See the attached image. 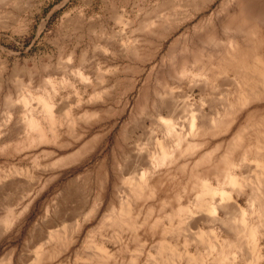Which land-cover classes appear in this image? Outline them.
I'll list each match as a JSON object with an SVG mask.
<instances>
[{
  "label": "rangeland",
  "instance_id": "obj_1",
  "mask_svg": "<svg viewBox=\"0 0 264 264\" xmlns=\"http://www.w3.org/2000/svg\"><path fill=\"white\" fill-rule=\"evenodd\" d=\"M188 1L0 0V78L4 79L5 82V85L3 84V86H1L2 90L0 88V168L14 164L19 168L28 169L30 172V176H32V174H37L39 169L38 167L37 169L33 168L34 159H31L29 156V154L33 153L32 151L36 153V151L38 152V150L34 149L31 151H22L20 137H17V135H15V131L17 129L15 127H18L20 125V119L27 110V107H23L22 104L17 100V97H19V94L21 93L20 90H22V88L23 90L28 88L26 86V84L29 82L27 79L28 74H30V78H32L33 75V78L31 80L33 82L31 84L33 89L29 84L28 92L30 93V96L40 97L43 93H45V91H49L50 94L53 93L54 95L53 101L55 102V104L62 106V103L64 102L63 106H66V108L75 109V104L77 102H85L89 100V98H92L95 95L94 93L101 92L102 90L103 92L101 93V95L105 97L104 99L106 100V102L105 100H103L102 106H104L107 111L105 112L101 125L95 127V130H97L98 128L100 132L102 131L101 135H103V137H101V140L95 146V150L92 149V151L87 152L80 157H76V160H73L74 162L70 163L71 165H61L64 166V168L61 167L60 164H58L59 166L55 169L56 174L58 173L55 177L56 179L49 178L45 184L42 183L43 181L45 182V180L43 179L48 176V172H45V175L41 174L43 176L39 184H36L34 181L30 183L32 184L31 197H25L24 188L21 187L25 185L23 183L28 179L27 177L23 175L16 178L15 175H10L5 178V180L8 181L9 184H12V187H16H13L12 191H9L10 193L8 192V196L3 195V197L0 198V225L6 223L8 227L7 229H5V236L0 239V264H29L31 260H33L34 254H36V252L39 250V246L42 244V241H45V236H47L48 234H53L54 232L62 234L63 230L64 233H66V236L70 235V233L72 234V230L76 225L78 228L73 233V239H75L74 245L71 244L69 247H61L59 251L51 252L49 257L46 258L42 262V264H95L88 261V259H86L84 256L88 252V250L85 249V246L92 242L101 243L106 247V249L115 252V248L118 247L117 241L120 238H123L124 234L118 232L117 229L113 230L104 226L106 219L105 217H107L110 210V203L108 201L110 200V198L111 200L115 201L114 196H112L111 194L113 193L112 184L118 177L132 178L137 174V172H140L143 167V165L141 164L142 159L146 156L145 154H147L148 149H151L153 147L155 140H161L162 138L159 124L158 122L154 121L152 114L153 107L151 106L152 102H154L156 100L155 98H157H153V96H156L155 93L157 92V89L158 92L161 91L164 93L162 101L171 103V101L174 100V103L171 104L177 107H174V111L171 112L173 114L168 113V111L165 112V110L162 112V114L165 119L173 118L172 120L180 121L181 123L177 122L176 124L177 128H180L183 125V94H190L188 100L192 108L199 109V111L201 110L202 114L206 117H213L215 111H218L220 109L219 106L221 104V100L219 101V98H221L222 95L227 94L229 100H233L235 98L236 86L232 80L234 76L231 73L228 74V77L220 76L213 79L211 83L203 90H199L198 87H194L193 91L190 93L186 85L187 82H185V80H174L176 79V77L173 76V74H177L181 66L179 64L182 57H186V55H184L186 53L184 52H189V50L185 51V45H187V42L190 41V38L194 36L196 37L197 35H199L197 37H200L201 34L202 36H205V30L203 29L206 26H210V23L212 27L215 25V28L218 31L220 25L219 23H221L222 19H224L223 16L226 12H223V10L221 9L232 8L231 4H233H229L228 2V4L226 5L227 0H214L212 3H209L206 8H203L202 11L200 10L196 12V15H194L192 19L190 18L186 22L182 23V20H184L186 13L192 12L191 7L194 6L193 4L200 2L199 0ZM174 2L178 3L179 5ZM169 3L171 5H169ZM172 3L175 5H173ZM181 3L185 4L183 5ZM189 4H192L193 6H189ZM164 7L167 9L165 10ZM175 7L177 9H175ZM157 8H159V10ZM188 8H190L191 11ZM154 11L156 12V14ZM162 16L166 17V19H163L164 21L162 20V18H160ZM178 16L181 17L180 21H178L180 19ZM117 17L119 18L117 19ZM176 17L179 19H177ZM220 17H222V19ZM174 19L175 21H173ZM167 20L169 22L172 21L173 24L171 23L170 26V23ZM219 20L221 22H219ZM165 21H167L168 24ZM206 21L209 22V24H206ZM155 22L158 24H156ZM212 22H214V24ZM174 23L176 25L180 24L179 26H177L178 28ZM202 24L204 26H201ZM198 25H200L199 27L203 32H201L200 28L197 27ZM194 27L197 28L195 29ZM154 30L155 34H150L151 31ZM197 31L201 32V34ZM156 32L159 36L162 34V36H160L162 39H159V36L156 35ZM183 32L185 33V35H183ZM219 35L222 38H227L228 36H230V33L225 35L219 33ZM144 40L147 43L149 42V47L148 44L144 42ZM141 41L144 45L140 43ZM138 42L141 48H144L146 51H150V53H152L153 58L145 62H131L128 59L121 57L119 53L117 54V52H119V50L121 49L120 47L125 43H128L129 46H133L134 44L136 45V43L138 44ZM112 44L113 48L111 47ZM108 45L111 46L109 47ZM106 46L107 48L106 50H104ZM63 47H65V49ZM97 47H100L101 49ZM150 47L153 49L151 50ZM70 49L74 50L73 59H69L67 56L69 51H71ZM172 49L175 50L173 51ZM203 49L205 52L208 50L205 48ZM102 51L103 54H101ZM105 51L107 52L105 53ZM169 51L170 53H168ZM174 52L176 54H174ZM171 53L172 56L175 57V60L172 59V56L168 57L171 55ZM114 54L118 58L113 56ZM181 54H183V56ZM82 56H85V58L80 62ZM88 57L89 59H87ZM169 59L171 60L170 62L168 61ZM95 61L96 63H98V65L95 64ZM173 61H177V65H175L176 63H173ZM87 62L90 63L88 64ZM80 63H82L83 65H81ZM88 66H92L91 68L93 69V72H91L92 69ZM100 67L102 71H100ZM79 68H82V70L86 71H83V73L90 78L91 82L88 86L82 84V82H80L79 80H76L75 72L78 71ZM89 68L91 70H89ZM166 68H168L169 71L166 70ZM51 70L53 71L51 72ZM167 71L171 73L169 74ZM35 76L36 78H34ZM14 79L16 80L13 81ZM225 80L227 83H229L227 84ZM17 81L18 83L16 85L19 84V87L15 85ZM46 81L48 82V84H46ZM145 82L147 83V85ZM23 83H25V85H23ZM49 83L53 84L54 90L51 89ZM37 86L39 88H36ZM144 86H148L150 93L152 90L150 97L152 98V100L154 99L153 101H150L151 105L149 104L148 106V111H150L149 114H147L148 111L141 113L139 110L140 105L137 104V102L141 100V96L139 97V95L143 88H145ZM181 86L183 88H181ZM16 88L19 90L18 92H15L17 91ZM152 88H154L156 91L153 92L154 89ZM166 90L168 91V94ZM222 91H224L225 93L223 92L222 94ZM181 92L182 95L180 94ZM7 93L8 95L6 97ZM166 96H169L170 99ZM201 97L203 100H201ZM65 102L67 103L65 104ZM35 104L36 103L34 102L29 103L28 108H33ZM17 106L18 108H16ZM197 106L199 108H197ZM8 107L13 111H10ZM14 107L16 108V111L14 110ZM3 109L7 110L5 111ZM12 112H14V114ZM137 113L140 117L137 115ZM144 115L146 117H144ZM177 116L178 118H176ZM179 116L181 117L179 118ZM152 120L154 123L152 122ZM252 120H256V117L254 119H251L250 121ZM254 122L255 121L248 123L252 124ZM244 123L245 119L242 118L240 121L236 122V126L243 125ZM132 125L133 127L135 126V129H132ZM138 126L143 128L140 129V127L138 128ZM13 127L14 129L13 131H11V128ZM99 127H101L102 129ZM263 128L264 125L261 124V130H263ZM131 129L133 130L132 133L130 132ZM149 130H151V133ZM248 131V133L244 134L252 133L251 130ZM233 133H235L234 130H232L230 134H227L223 138V140H226ZM9 134H11L12 136ZM151 134H153L154 137ZM124 135L126 136V138ZM151 136L153 137L152 139L149 138ZM219 139L221 138H217V136H215V138H211L209 142L204 146V150L210 151ZM124 143L127 148L124 147ZM225 143L226 142L222 143V145L220 144L221 146H218V151L216 152L217 155L223 151ZM79 144V141L75 142L73 148H76L77 146H79ZM117 144L119 145V149ZM152 150L153 148L150 151ZM120 152H122V154ZM182 157L184 156H176L173 163L162 167V169L159 171V173H165V175L160 177V193H158L155 197H152V199L145 198L138 201L140 213H135V215L137 216V219L139 221H147V223L151 224L153 222L156 223L158 218L161 220V222H165L164 216L169 212V204L173 201V194L181 192L183 190L184 183L187 181V169L185 171L182 170V166L185 160ZM252 160V156H249V159L247 161L249 166L252 167L251 169L255 167V163L254 161L252 162ZM43 161V158L39 159V162ZM101 162H103V169L101 168V171L104 170L102 172L103 175H107V188L105 187L103 189L104 198L101 199V203L97 204L94 201L96 200L95 198L98 194L97 191L99 188V183L96 181H98L97 174H99V163ZM203 163V165H205L204 167L208 168L210 170V173H212L213 171L211 167L213 165H208L209 163L207 162V160ZM122 167L123 169L125 167L126 168L123 170ZM250 167L249 169L245 168L244 170H240L242 175H249ZM117 170H119V172ZM192 171L195 172V169H193ZM117 172L120 174L118 175ZM124 172L126 174L122 175ZM236 172H238V170ZM84 178L87 180V182L86 180H84ZM20 180L22 182H20ZM14 183L16 185H14ZM212 184L213 186H217V184L219 185L220 183L217 182V179L215 178V181H213ZM42 186V192L37 195L38 189H40ZM72 186L75 189L72 188ZM69 188L71 189V191ZM35 189H37V191ZM73 189L75 191H73ZM70 193L74 194L72 195L74 197H71ZM121 193L122 192L120 191L119 194ZM63 196L65 197L63 198ZM82 197L84 198L82 199ZM4 198H6L7 200ZM27 202L29 204L27 207H25V204ZM238 203L242 208L246 207V200L244 198L239 199ZM139 204L141 205L139 206ZM148 208H151V213H148ZM94 209H96L95 212ZM219 215H221V213H219ZM54 216L58 219H56ZM51 221H53V223H51ZM47 225L50 227H48ZM142 227L143 225H140V230L137 231H143L142 229H144V227ZM202 228L207 229L206 226H203ZM39 231L43 234L41 235ZM142 239L143 236L141 235V240ZM129 241L131 242V240ZM142 243L143 245H145L144 251H148L149 249H151V241H142ZM51 245H53V243ZM132 245L134 247V243ZM9 252H12L11 258L13 259L11 260V262H7V260H4L3 258L4 255ZM136 256L137 252H135V257Z\"/></svg>",
  "mask_w": 264,
  "mask_h": 264
},
{
  "label": "bare ground",
  "instance_id": "obj_2",
  "mask_svg": "<svg viewBox=\"0 0 264 264\" xmlns=\"http://www.w3.org/2000/svg\"><path fill=\"white\" fill-rule=\"evenodd\" d=\"M199 1L200 2L193 4L194 6L192 4H189V6L191 5L193 6L191 7L192 12H190L191 9L188 8L190 9L189 11L190 13H186L184 20H182L183 21L182 23L186 22L190 18L192 19L194 15H196V12L200 10L202 11L203 8H206V6L209 3H212L214 0H199ZM228 2L229 4L233 3L231 4L232 8L221 9L223 10V12L224 11L226 12L224 13L223 16L224 19L220 17L222 19V22L220 21L221 20L220 19L219 22L221 23H219L220 24L219 29L217 28L218 31L216 30L215 25L212 27L211 23L209 24V22L206 21L207 22L206 24H209L210 26H206L203 29L205 30L204 31L205 36L203 35L204 36L203 38L201 34V32L203 31L199 27L200 25L197 26L201 30V32L199 31L197 32H199L201 35L200 37H197L199 35H197L196 37L193 35L194 37H191L190 41H188L187 45H185L186 46L185 51L189 50V52H184L186 54L183 53L184 55H186V57L183 56V54H181L183 56L179 64L181 66L177 74L176 73L173 74V76L176 77V79L174 78L173 79L174 80L180 79L183 81L185 80V82H187L186 85L190 93L193 91L194 87L196 88L198 87L199 90L200 89L203 90L211 83L213 79L220 76L228 77V74L231 73L234 76L232 80L236 86L235 98L233 100L232 99L229 100L227 94L222 95V97L219 98V101L221 100L220 101L221 104L219 106L220 109L218 111H215L213 117H206L205 115L202 114L201 110L199 111V109L192 108L188 100L190 94L182 95L181 92L180 94L182 95V98H184L182 103L183 125L182 127L177 128L176 124L177 122L180 121L172 120L173 118L168 119L167 116H166L167 119H165V117L162 114L164 110L165 112L168 111V113H171L174 111V107L175 108L177 107L171 104L174 103V100H172L173 98L171 99L172 100L171 103L169 102L170 104L162 101L164 93L161 91L158 92L157 89V92L155 93L156 96H153V98L154 97L157 98H155L156 100L152 102L151 105L150 101L154 100V99L152 100V98L150 97L152 90L150 93L148 86L147 87L144 86L145 88H143V90L139 95V97L141 96V100L139 99L140 100L138 101L139 103L137 102V104L140 105V106L138 105L139 110L141 113H144L149 110L148 109L149 104L153 107V113H152L153 118L154 121L158 122L159 124L160 132L162 133V138L161 140L154 141L153 147L151 146L153 148L152 151H150L152 148L148 149L149 152L147 151V154H145L146 156L142 159L141 164L143 165V167L140 170V172H137V174L132 178L130 176H129L130 178L118 177L114 180L112 184L113 193L111 194L112 196H114L115 201L111 200V198L110 200L108 199L109 200L108 202L110 203L109 204L110 210L107 217H105L106 219L104 226L111 228L113 230L117 229L118 232L124 234V237L120 238L117 241L118 247L115 248V252L106 249V247L101 243L92 242L87 246H85V249H87L88 252L84 256L91 263H95V264H264V128L263 130H261V124L264 125V0L262 1L227 0L226 5L228 4ZM169 5L171 4L169 3ZM157 9L159 10V8ZM166 9L167 8H165V10ZM175 9L177 8L175 7ZM163 16L160 18H162V20L164 18L166 19V17ZM181 17H179L180 19L177 17L176 18L179 19L178 21H180ZM118 18L119 17H117V19ZM167 21L165 22L167 23ZM173 21H175V19ZM214 22L212 23L214 24ZM169 23L171 26L172 21H170ZM179 25H176V27ZM201 26L204 25L202 24ZM219 33H222V35L230 33V36L227 35L228 36L227 38L225 37L222 38L220 36L221 34L219 35ZM150 34L152 35L155 34V30L151 31ZM157 34L158 33L156 32V35ZM162 34L160 36H162ZM183 35H185V33ZM160 36L159 39L161 38ZM144 42L147 43L145 40ZM140 43H142V41ZM126 44L128 43H125L123 46H121L120 47L121 49L119 50V52H117V54L119 53L121 57L126 58L131 62L134 61L145 62L153 58L152 53H150V51L149 52L146 51L144 48H141L139 42L138 44L136 43V45L134 44L133 46H129V44L128 45ZM111 47L113 48V44ZM63 48L65 49V47ZM106 48L107 46L105 47L104 50H106ZM203 48L208 50L205 52ZM152 49L153 48H151V50ZM107 51H105V53ZM175 52L174 54H176ZM168 53H170V51ZM101 54H103V51L101 52ZM115 54L113 56L117 57ZM67 56L69 59H73L74 50L69 51ZM171 56L172 53L168 57ZM84 58L85 56H82L80 62ZM87 59H89V57ZM170 59L168 60L169 62L172 59L175 60V57L172 56V59L171 60ZM176 62L177 61H173V63ZM80 64L83 65L82 63ZM95 64L98 65L96 61ZM175 65H177V63ZM90 68L89 70L92 69ZM166 70H168V68H166ZM52 71L53 70H51V72ZM83 71L84 70H82V68L81 69L79 68V70L75 72L76 74L75 78L76 80L82 82V84L88 86L91 80L86 74L83 73ZM100 71H102L101 67H100ZM91 72H93V69ZM100 73H99V77H100ZM168 73L170 74L171 72ZM29 75L30 74L27 75L28 76L27 79L29 82L26 84L28 88L24 90L22 88V90H20L21 93L20 92H19L20 94L18 93L19 97H17V100L22 104L23 107H27V110L20 119V125L18 127H15L17 128L15 131V135H17V137H20L22 144V151L24 150L31 151L34 149L38 150V152L36 151V153L32 151L33 153L29 154V156L31 159H34L33 168L37 169L38 167L39 169L37 174L33 175L31 173L32 176H30L29 174L30 172L28 169L19 168L14 164L10 166L1 167L0 168V198L3 197V195L8 196V192L9 191L11 192L13 187H16V186L12 187L11 186L12 184H9L8 181L5 180L6 177L10 175H15L16 178H18V176H23V175L27 177L28 179L25 180V182L23 180L24 182L23 184L25 185L21 187L24 188V196L31 197L32 184L30 183L34 181L36 184H39L41 182L42 176L46 174L45 172H48V176L43 179L45 180V182L43 181L42 184H45L49 178L56 179L55 177L58 173L56 174L55 169L59 166L58 164H60V166L61 165L65 166V164L69 165L70 163L74 162L73 160H76V157H80L83 154L92 151V149L95 150V146L101 140V137H103V135H101L102 131L100 132L98 128L97 130H95L96 126L101 125L105 112H107L104 106H102L103 104L102 102L103 100H105L104 99L105 97L101 95V93L103 92L102 90L101 92L94 93L95 95L92 98H89V100L85 102H81V101L77 102L75 104L76 108L74 107L75 109L73 108L68 109L66 108V106H63L64 102L62 103V106L55 104V102L53 101L54 95L53 93L50 94L49 91L48 92L45 91V93H43L40 97L30 96V93L28 91H29V84L31 86V84L33 83L31 81L33 75L31 74L32 78H30ZM34 78H36V76ZM15 80L16 79H14L13 81ZM4 83H5L4 79L0 78V88L1 86H3ZM17 83L18 81L15 83V85ZM46 84H48L47 81ZM18 85L16 86L19 87ZM23 85H25V83H23ZM49 85L51 89L54 90L53 84L49 83ZM36 88L39 87L37 86ZM181 88L183 87L181 86ZM55 89H56V85H55ZM18 91L19 90L17 89V91L15 92ZM155 91L156 90L154 89L153 92ZM223 92L224 91H222L221 93L223 94ZM7 95L8 93L6 94V97ZM167 98H169V96ZM201 100H203L202 97ZM33 102L36 103L35 104L36 107L34 106L33 108H28L29 103H33ZM66 103L67 102H65V104ZM16 108H18V106ZM16 108L14 107V110ZM197 108L199 107L197 106ZM14 112L12 113L14 114ZM149 113L150 111L147 112V114ZM144 117L146 116L144 115ZM180 117L181 116H179V118ZM255 117L256 120H252L255 121L254 123L252 124L248 123V122H252L250 120L254 119ZM176 118H178V116ZM242 118L245 119V123L243 125L236 126V122L240 121ZM139 127L140 126H138V128ZM142 128L140 127V129ZM13 129L14 127L11 128V131H13ZM132 129H135V126ZM132 129L131 131L129 130L131 133L133 131ZM232 130H234L235 133H233L226 140L224 139L225 140L224 141L223 138L227 134H230ZM248 130H251L252 133L244 134V133H248L249 132ZM149 131L151 133V130ZM215 136L221 139L217 140L215 146L211 148L210 151H205L204 146L209 142L211 138H215ZM153 137L151 136L149 138L152 139ZM222 140L226 142L225 147L223 148V151L217 155L216 152L218 151L217 150L218 146L224 143ZM77 141L80 142L79 146L73 148L74 143ZM124 147H126L125 143H124ZM118 149H119V145H118ZM120 153L122 154V152ZM176 156L177 157L184 156L182 158L185 159L186 161L184 160L182 170L185 171L187 169L188 176H187V181L183 185V190L177 194H173L172 196L173 201L170 202L169 204V212L166 213L164 216L165 222H161V220L158 218L156 223L153 222L151 224L147 223V221L146 222L139 221L137 219V216L135 215V213L136 214L140 213V208L138 207V201L145 198L152 199V197H155L158 193H160V184H159L160 177L165 175V173L164 172L159 173V171L162 169V167H165L166 165L173 163L174 158ZM249 156H252L253 158L252 162L254 161L255 163L254 164L255 167H253V169H251L252 167L249 166L247 161L249 159ZM41 158L44 159L43 162H39V159ZM137 158H138V153H137ZM206 160L209 163L208 165H213L211 167L213 171L212 173H210V170L204 167L205 165H203L204 164L203 162ZM99 164H100L99 174H97L98 181H96L99 183V188L98 191L95 190L98 192V194L95 198L96 200L94 201L97 204L101 203V199L104 198L103 189L107 185V175H103L102 172L104 170L101 171V168L103 169V162ZM64 166L61 167L64 168ZM249 167H250V171H249L250 174L242 175L240 170L242 169L244 170L245 168L249 169ZM193 169H195V172L192 171ZM119 170L117 171L119 172ZM237 170L238 172H236ZM119 174L120 173H118V175ZM124 174L126 173L124 172L122 175ZM215 178L217 179V182L220 183L219 185L217 184V186H213L212 184L213 181H215ZM84 180L86 179L84 178ZM20 182L22 181L20 180ZM14 185L16 184L14 183ZM72 188L74 187L72 186ZM42 189L43 186L40 189H38V191L37 189H35L37 191V195L42 192ZM74 189L73 191H75ZM120 191L122 192L121 194H119ZM72 195L74 194H71V197H74ZM64 197L65 196H63V198ZM83 198L84 197H82V199ZM242 198L246 200L245 208H242L238 203V200ZM28 204L29 203L27 202L25 204V207H27ZM140 205L141 204H139V206ZM151 208H148L149 209L148 213L149 212L151 213L150 211ZM95 210L96 209H94V212ZM219 213H221V215H219ZM51 223H53V221H51ZM140 225H143L144 229H142L143 227L141 228L143 231H137L140 230L139 229ZM0 226H1L0 239H2L6 234L5 229H7L8 227L6 223ZM203 226H206L207 229L202 228ZM77 228L78 227L76 225L72 230V234L70 233V235L67 236L66 233H64V230L62 231V234L58 232H54L53 234H48L47 236H45V241H42V244L39 246V250L36 252V254H34L33 260H31L29 264H42V262L49 257L51 252H57L59 251V249H61V247L62 248L66 246L69 247L71 244L74 245L75 239H73V233L77 230ZM39 233L41 232L39 231ZM42 234L43 233H41V235ZM141 235L143 236L142 240H141ZM129 240H131V242ZM142 241L145 242L151 241L152 242L151 249H149L148 251H144L145 245H143ZM52 243L53 245H51ZM133 243H134V247L132 245ZM135 252H137L136 257H135ZM11 256H12V252H9L5 254L3 258L4 260H7V262H11V260L13 259L11 258Z\"/></svg>",
  "mask_w": 264,
  "mask_h": 264
}]
</instances>
